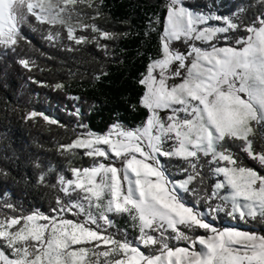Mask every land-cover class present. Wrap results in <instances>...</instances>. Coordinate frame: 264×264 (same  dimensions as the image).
<instances>
[{"label":"snow or ice","instance_id":"obj_1","mask_svg":"<svg viewBox=\"0 0 264 264\" xmlns=\"http://www.w3.org/2000/svg\"><path fill=\"white\" fill-rule=\"evenodd\" d=\"M84 2L0 0V48L15 51L27 39L22 28L33 20L65 28L76 44L88 42L78 28L113 39L96 25L71 23L79 15L75 6ZM166 13L160 53L139 81L148 116L135 128L115 122L106 133L88 130L61 145L66 152L84 150L92 165L71 168L72 178L58 177L67 199L57 197L51 214L35 210L0 218V264H264V233L218 228L198 201L190 205L181 195L197 193L190 185L203 183L204 160L218 178L201 197L208 214L226 211L234 219L264 223V149L254 148L256 130L264 129V13L243 25L246 36L224 46L219 41L242 26L238 14L195 11L185 0H166ZM59 36L50 28L47 39ZM19 63L31 67L27 59ZM37 116L59 124L34 110L24 119ZM237 142L259 171L239 162L228 147ZM171 159L187 163L184 179L172 178L165 164ZM120 215L137 229L135 242L120 230L108 231ZM196 230L204 234H189Z\"/></svg>","mask_w":264,"mask_h":264},{"label":"trees","instance_id":"obj_2","mask_svg":"<svg viewBox=\"0 0 264 264\" xmlns=\"http://www.w3.org/2000/svg\"><path fill=\"white\" fill-rule=\"evenodd\" d=\"M217 1L186 3L202 8ZM75 7L79 15H73V25H96L114 38L106 40L98 32L78 28L77 35L87 36L88 42L76 44L67 38L65 28L33 20L22 28L27 39H21L15 51L0 48V208L11 215L35 210L51 213L57 207V197L65 198L58 177L69 178L71 168L92 165V158L84 155V150L66 152L61 145L72 143L88 130L105 132L116 121L136 126L148 116L140 104L145 89L139 81L152 58L160 53L166 0H85ZM222 7L225 14L238 11L242 26L231 32L234 40L247 35L243 25L264 13V0H223ZM50 28L53 33L60 32L51 41L47 39ZM21 59L29 61L30 69L19 63ZM57 84L63 87L56 88ZM77 109L79 115H74ZM33 110L45 112L59 124H48L42 116L25 120L26 113ZM261 144V134L257 132L254 146L259 150ZM228 147L239 162L260 170L240 150L239 142ZM170 161L188 166L179 159ZM200 163L203 183L195 181L190 185L198 193L210 190L215 181L209 165L204 160ZM41 174L45 175L43 183L39 180ZM6 204L14 208L4 207ZM228 219L264 233V223L258 219ZM225 220L221 217L218 221Z\"/></svg>","mask_w":264,"mask_h":264},{"label":"rangeland","instance_id":"obj_3","mask_svg":"<svg viewBox=\"0 0 264 264\" xmlns=\"http://www.w3.org/2000/svg\"><path fill=\"white\" fill-rule=\"evenodd\" d=\"M189 1H191V0H185V5L193 8L195 11H200V12H204V13H213L215 15L229 16V17H232L234 13L235 14H238V11L237 12H234V13H231V14H229V13H226L225 14L224 12H222V10H223V7H222L223 0H218L217 1L218 3H216V4L211 3L208 7H202V8L201 7L200 8H197V7H192L190 5H187L186 2H189ZM238 16H239V14H238ZM236 22L239 23V20H237ZM212 23L217 24L218 22L213 21ZM165 24H166V18H165L164 27H165ZM162 33H163V30H162ZM162 33H161V35H162ZM227 35L229 37L228 40L227 41H224L223 39H221L219 41V46H224L226 43L227 44H234L235 41L238 38L243 37V36H240L238 38H235L234 40H231V37H232L231 32L228 33ZM197 43H199V42H197ZM178 44H180V46L175 45V47L179 48L181 51H185L186 50V47L187 46L185 44H182V43H178ZM158 55H159V53H158ZM155 58H157V57L152 58V60L155 59ZM42 113H44V115H48L45 112H42ZM162 115H163V113H162ZM116 122L123 123L122 121H116ZM123 124L126 125L125 123H123ZM141 124H142V122L139 123L136 126H129V125H126V126L131 127V128H135V127H137V126H139ZM91 131L96 132L98 134H103V133H106L107 132V131H105V132H98V131H94V130H91ZM257 132L259 134H261L262 144H261V147H260L259 150H262V149H264V129H257L256 130V133H255L256 136H257ZM254 148H255V146H254ZM165 164L167 165L169 171L171 172L173 179H175V180H182V179H184L186 177L187 173H184V172L181 171V169L186 168V167H181V166H179L177 164H173L170 160H165ZM87 167H90V166H87ZM84 168H86V167H84ZM179 174H184V175L182 177H178V176H180ZM69 178H72V176L69 177ZM214 178H215V181H214V183H212V186H211V189L210 190H206V191H204L202 193H198L197 192L196 194H194L192 192H187V193L181 192V195L183 196V199L185 200V202H187L188 204L191 205L194 201H198V206L200 207V210L201 211H204L206 213V216H207L208 220L210 222H212L218 228H237V229H239L241 231H255V232L261 233L258 230H252L250 228H245V227H242L240 224H238L236 222L229 221L228 218H231V219H234V218L232 216H229L226 211H222V212L214 213V214H208V211H207L208 205L205 203L204 199H202L201 197H204V196L208 195L211 192V190H212V188H213L216 180L218 179L215 176H214ZM219 179H222V177H219ZM64 199L66 200L67 198L65 197ZM212 203L213 204L219 203V201H212ZM32 212H30V213H32ZM41 212H43V211H41ZM30 213L11 215L5 209L0 208V218L10 217V216H17V215H27V214H30ZM43 213H45V214H51V213H46V212H43ZM221 217L226 218V220H225L224 223H221V222L218 221ZM68 218H72V217L69 216ZM113 219L115 221V229H109L108 231L109 232H112V231H115V230H120L121 232H124L128 236L129 239H131V240H133L135 242L138 233H137V229L134 227L133 222L130 220V218L127 215H120V216H113ZM213 220H215V222ZM234 220H238V219H234ZM189 234L190 235H193V236H195V235H203L204 234V231L203 230H196L194 232H190ZM171 243L174 244V245H177V246H186L185 242H183V241H171ZM141 250L147 251L146 249H143V248Z\"/></svg>","mask_w":264,"mask_h":264}]
</instances>
